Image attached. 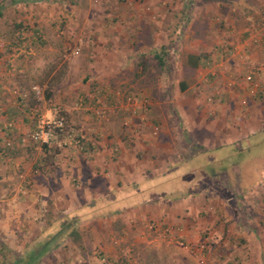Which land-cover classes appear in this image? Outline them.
<instances>
[{
  "label": "rangeland",
  "instance_id": "1",
  "mask_svg": "<svg viewBox=\"0 0 264 264\" xmlns=\"http://www.w3.org/2000/svg\"><path fill=\"white\" fill-rule=\"evenodd\" d=\"M155 1L0 0V264L13 261L52 220L73 222L81 237L65 236L38 264H264V131L260 139L255 136L264 129V94L241 103L248 96L243 77L249 70L260 68L264 83V0H164L160 16ZM204 2L211 18L196 23L193 5ZM183 19L192 21L190 30L202 32L182 30ZM213 24L219 30L205 34ZM157 25H164V32ZM116 44L132 66L121 81L93 78L87 63L115 57ZM192 54L204 57L195 71L188 65ZM53 88L69 98L58 100ZM89 93L99 100L90 101ZM130 94L147 99V109L133 113ZM40 117L63 118L67 125L55 128L47 147L32 138ZM89 124L122 128L131 147L124 151L117 145L116 158L124 154L129 162L134 155V165L146 168H152L147 157L156 159L158 151H142V136L163 125H210L215 144L244 141L223 148L228 154L208 151L216 156L212 163L190 157L174 165L187 147L184 141H194L178 133L163 156L167 170L112 173L93 186L103 192L117 184V189L97 199L81 179L67 185L64 178H49L61 173L65 158L81 156L64 141L77 132L75 125ZM195 143L192 152L207 149ZM224 153L228 160L220 158ZM205 160L210 168H199ZM191 164L198 165L196 174L185 169ZM147 172L159 173L148 179L157 186L139 194L135 189ZM89 197L93 205L85 207ZM158 197L170 203L147 204ZM104 199L114 201L113 209H100ZM90 207L99 209L77 221V213Z\"/></svg>",
  "mask_w": 264,
  "mask_h": 264
},
{
  "label": "crops",
  "instance_id": "2",
  "mask_svg": "<svg viewBox=\"0 0 264 264\" xmlns=\"http://www.w3.org/2000/svg\"><path fill=\"white\" fill-rule=\"evenodd\" d=\"M155 3H156L157 8H158L157 10L159 11L158 16H160L162 9L163 10L165 9V5H164L165 1L164 0H161V1L156 0ZM193 6H195V12H194L193 18L196 20V23H197V20L200 21L201 18L204 20H207L208 17L211 18V15H212L210 13L211 9H208L206 2H204L203 6H202V4H194ZM222 15H224V14H222ZM180 16H181V14H180ZM222 17H225V15ZM159 22L160 21L158 19V24H159ZM191 22L188 21V22L184 23L185 28L183 30H186V32L188 34L202 32L201 30L198 31V30H193V29H191L192 30L191 31L189 29V28H192ZM205 23H207V21H205ZM210 28H212V29L203 30L204 33L208 34L210 32L211 33L215 32V30H219L218 24H216V25L213 24L212 26H210ZM160 29L162 32H164L165 26L164 25H157V31L158 32H160ZM245 43H247V42L245 41ZM117 44H120L119 37L117 39ZM117 44H116V50H118L120 53L118 55H116L115 57L109 56L107 58V55H106V57H104L105 56L104 55V56H100L98 61L87 63L86 66H87L88 70L92 72L93 78H99V79H108L109 78V80H112V81H121L122 77H124L123 72L128 71V69L132 66L131 64H132L133 60H131L126 53H123ZM55 49L56 48L52 47V50H55ZM241 56H243V54H241ZM200 64H201V62H200ZM203 67H205V66H203ZM148 70L143 71V72L147 73ZM202 70H205V69L202 68ZM54 73L55 72H53V74ZM123 80H126L127 82L129 81L128 78L123 79ZM130 80H132V79H130ZM53 91H54V88H53ZM60 91H58V92L54 91L53 95L58 100H60V98H61L63 100V102H65L66 98H69V96L66 94H60ZM81 92L82 91L78 92L76 98H79V95L82 94ZM64 93H66V91ZM83 93H85V92H83ZM59 94H60V97H59ZM227 95L228 94H225L224 97H228ZM87 96H88V98H90V101H94L98 98V94H96V93H89ZM81 98L87 99V97L85 95H82ZM97 100H99V99H97ZM258 100H259V98L253 99V102L256 103ZM65 108L67 110H69L71 108V105L67 104V105H65ZM53 109L54 108L51 107V108H49L48 111H51ZM17 110L18 109H15V111H17ZM142 118H144V116ZM26 121H28V119H26ZM28 124L25 125L24 127L28 128V126H29ZM209 126L210 125H202V124L201 125H181V124H179V125H172V126L168 125V128L165 129L164 127H166V126L163 125L160 127L159 132L157 131L158 127H156L155 130L153 132H151L153 135L148 134L149 132H147V134L142 136V142H141L142 147H143L142 151L145 152L148 150L147 153H149L155 147L157 148V151H158V156H156V159H152L147 155L148 156L147 157V165L150 164V162L152 163V168L150 166H147V168L150 170L156 168L157 172H159V173H162V172H164V170H167V169H162V168H165L163 165L165 162V159H163V156L168 154L171 151L172 147L170 148V146H172V143L174 144L176 142L175 141L176 140V134H178V133L183 134V132H186L187 135L190 136L189 137L190 142H191V139H194V141L189 143V144L186 140L184 141V144H186L187 147L184 146V150L182 149V152H184L183 155H179V157L174 159V165L178 164L179 162H184L185 160H188V158H190V157L195 158L194 159L195 163L197 162V159L199 161L200 158H201L200 161L201 160L204 161L205 158H206V160H209L208 158H211L210 162L212 163V162H214V160H216V156L213 154L211 156H209L210 154H207L208 151H212L213 149H217V150L220 149L219 151L221 153L226 152L228 154V150L225 151L222 149L225 148L227 145H231L234 143H238L240 141H244V139L237 138V139H233L231 141L225 140V141L220 142L219 144H217V143L215 144V140L212 137V134L210 133V129H208ZM75 127H76L77 132L74 134L75 136H73L74 139H72L71 141H68L66 139V141H64V142L66 145L68 144L69 146H72L73 148L77 147L78 150L80 151V153H82L81 156L78 157L77 161H75L76 157H74V159H71V157L65 158L66 160L62 164L63 169H62L61 173L58 174L55 172V175L54 174L52 176L50 175L49 178L50 177H56V178L60 177L61 180H63V178H64L67 185L70 184L71 179H73V178L74 179L77 178L78 180L81 179L82 185L85 184V186H87L86 189L89 190V194L90 195L95 194V195H97V199H99L100 196H102V198H103L108 193H111L113 189H117V187H116L117 184H114V187H111L110 189L105 188V190H103V192H102V191L98 190L95 186H93V184L95 182H97L96 180L103 179L105 181L104 178H106L107 176H110L112 173L114 175L118 172L122 176H124V174H123L124 170H126V171L131 170L132 173H134V174L137 172H140V171H141V173L144 172L145 170L147 171V168L145 167V165H143V166H135L134 165V164L138 163V158L135 157L134 155H132V157L128 158L129 162L125 161L127 159V157L125 159V157L123 156L124 154H122V156L119 155V157L116 158L114 151L118 148L117 145H119L121 150H124V151H125L126 147H131L129 145L128 141H125V142L123 141L124 135H121V134H123L122 128H119L118 126H115V125H111V127H110L109 125H90V124L89 125H81V126L75 125ZM256 127H257L256 130H258L260 128L263 129V127L261 125H257ZM147 130L150 131V128H148ZM256 130H254V131H256ZM110 134H114V136L111 139H107L106 137H108ZM148 137H149V139H148ZM181 141H182V139H180L179 142H181ZM195 142H199L203 147H207V149H205L203 151H199V152H197V151L192 152L193 146L197 144ZM91 148H92L93 153H91L88 150ZM82 149H83V151H82ZM87 151H89L90 153ZM185 151H187V153H185ZM188 151H190L191 154H188ZM68 152L72 153L70 151H68ZM94 152H96L95 155H93ZM161 154H163V155H161ZM227 154H225V153L220 154L221 155L220 158L228 160L229 157ZM91 156H93V157H91ZM155 161H156V163H154ZM206 162L208 163V161H206ZM207 163L204 164V162H203L202 163L203 165H201V167H199V168L204 169L206 166H208L210 168V166L212 164L211 163L207 164ZM185 169L188 170L189 172H192L193 174H196L197 170L199 171L198 165H195V164H191L190 166H186ZM159 173H157V174H159ZM157 174L153 175V174H150L147 172L146 176L143 175V183H140L141 194H145L146 192L148 193V192H150L149 189L157 186L156 183L150 184V182L148 181V179L150 177H153ZM63 182H64V180H63ZM55 184H56V181H55ZM137 190H139V189H137ZM175 191L178 192L179 190L173 188V192H175ZM152 193H159V192L156 190V191H152ZM94 197L88 198V205H85V207H87L89 205L90 206L93 205ZM159 198L160 197L149 198L147 201H152V202H147V204L150 205L152 203L151 206H158L159 207V206L165 205V203L168 201L166 199L165 200L163 199V201H162L161 198H160L161 200H157ZM120 200H121V198H118L114 202V201L108 199L107 200L108 202H105L106 199H104V208H100V209L106 208L108 210H111L114 207V205H111V202L119 204ZM132 200H133V198H132ZM167 203H170V199ZM82 207H84V206H81L79 208H82ZM117 207H119V206L117 205ZM117 207H116V209H117ZM90 208L93 209L94 207H90ZM87 209H89V208H87ZM94 209H99V208H94Z\"/></svg>",
  "mask_w": 264,
  "mask_h": 264
},
{
  "label": "trees",
  "instance_id": "3",
  "mask_svg": "<svg viewBox=\"0 0 264 264\" xmlns=\"http://www.w3.org/2000/svg\"><path fill=\"white\" fill-rule=\"evenodd\" d=\"M190 3L193 4L192 1ZM190 5H189L190 8L187 10V12L193 11L192 10L193 8ZM186 19L189 20L188 18H186ZM187 20L183 19V23H185ZM182 30H183V28H182ZM177 46H178V43H177ZM163 48L165 49L166 47L163 46ZM172 50H176V46ZM155 57L159 60L160 64L164 63V57L159 52L155 53ZM203 58L204 57L199 55V54L190 55L189 64H188L189 67L195 71L199 67L200 62ZM185 87H186V84L183 82L182 88L184 89ZM66 127H67V125H64L62 128H58V129L64 130V129H66ZM263 131H264V129L260 130L257 133V135H255V136H257V138H259L258 135L260 133H262ZM263 139H264V137L262 138V140ZM262 140H259V142H262ZM43 145H44V147H47L49 144L45 143ZM140 187L136 188V192L139 194H141V188ZM137 189H139V190H137ZM86 210L87 211L84 213H82V212L77 213V221L81 220L82 217H85L89 213V211L92 209H86ZM68 220H69V216H68ZM69 222L70 223H68L67 225H60V224H57L56 222H54L52 220V222L48 225V227L43 229L42 233H39L38 237L34 238L28 244V247H25L23 250H21L18 253L19 255L13 261H11L8 264H38L39 261H41L51 251L52 247L57 246L65 236H67V237L72 236V237H75V239H79L81 236H80L78 230L76 228H74L73 222H71V221H69ZM34 240H37V242H36L37 244L35 245L34 254L32 255L29 253V251L34 246V244H33ZM23 253H25V254L22 256Z\"/></svg>",
  "mask_w": 264,
  "mask_h": 264
},
{
  "label": "built area",
  "instance_id": "4",
  "mask_svg": "<svg viewBox=\"0 0 264 264\" xmlns=\"http://www.w3.org/2000/svg\"><path fill=\"white\" fill-rule=\"evenodd\" d=\"M75 53H79V50H76ZM212 65V62H208L207 66ZM261 70L260 68L249 70L243 77V81L246 84V95L241 98V103L246 105L249 100V95L257 96L264 94V83L260 79ZM41 91L38 90V94ZM127 106L131 107L130 110L133 113H136L139 109H147L148 100L140 97L139 95L130 94L127 95ZM37 129L33 132L32 138L35 141H39L43 144L50 143L53 137L56 135L55 128H62L64 126V119L58 118L57 120L45 119V117H40L37 119ZM11 125V124H10ZM74 133H69L67 135V140L71 141L74 139Z\"/></svg>",
  "mask_w": 264,
  "mask_h": 264
}]
</instances>
